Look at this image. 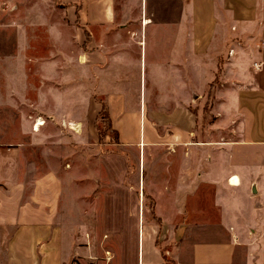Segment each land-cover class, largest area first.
<instances>
[{"label": "crops", "instance_id": "crops-1", "mask_svg": "<svg viewBox=\"0 0 264 264\" xmlns=\"http://www.w3.org/2000/svg\"><path fill=\"white\" fill-rule=\"evenodd\" d=\"M33 1L40 9L42 0ZM74 4L73 20L83 36V82L97 80L114 145L138 149L137 160L139 152H162L164 161L150 162L147 178L137 164L128 177L131 193L123 192L120 169L101 215L102 232L114 246L103 250L110 253L106 262L96 263L89 243L85 247L87 229L73 220L70 173L43 159L33 162L23 142L0 144V264H264V0H139V18L128 16V0ZM26 5L0 0V35L12 30L18 51L13 58L27 47ZM36 14L34 25L41 26ZM133 63L140 86L147 82L149 90L142 138L134 122L141 112L135 118L126 112L125 75L119 78L122 94L103 90L114 68ZM0 73L13 74V96L24 87L21 66H0ZM41 102L40 112L19 114L24 125L32 118L33 127L43 122L29 133L36 145L45 143L43 129L63 104ZM83 104L90 116V104ZM93 110L95 119L99 109ZM11 136L26 137L23 130L4 132ZM36 149L46 156L44 146ZM138 193L166 203V225L139 222Z\"/></svg>", "mask_w": 264, "mask_h": 264}, {"label": "rangeland", "instance_id": "rangeland-1", "mask_svg": "<svg viewBox=\"0 0 264 264\" xmlns=\"http://www.w3.org/2000/svg\"><path fill=\"white\" fill-rule=\"evenodd\" d=\"M81 1L42 0L40 9L35 11L34 1L27 0L25 7L27 47L24 52H21V57L17 55L13 58L18 51L12 30L0 35V66H21L25 79L23 80L24 87H21V91L13 96L10 92L12 90L10 89V78H13V74L0 73V144L13 146L19 141L23 142L27 145L26 149L33 162L39 163L43 159L45 164L57 165L58 169L64 168L65 172L70 173V179L67 177L66 179L68 185L71 183L69 193L74 196L73 220L77 227L84 225L87 229L83 235L87 242L85 247L89 243V257L98 258L97 262H92L99 263V259L104 258L103 260L106 262L110 256L109 252L103 253V250L114 246V239H110L102 232L101 215L106 194L115 192L114 182L118 173L121 172L120 169L123 178H125L123 192L131 193L132 188L129 185L128 177L136 171L135 166L139 164L140 168L142 164L144 178H147L149 163L155 160L162 163L164 154L162 152L150 154L143 151V155L139 152L140 157L137 160L138 149L114 145L117 142L116 135L110 129L103 106L104 97L98 95L97 80L93 82L90 79V82L88 80L83 82L82 28L79 26V22H74L73 8L71 7L72 3H75V6L81 5ZM116 2L120 3V0H115ZM139 6V0H128V16L139 18ZM35 12H37V17L39 15L42 17L41 26L34 25ZM75 17L77 18V15ZM108 28L115 30V25ZM146 34H150L148 27ZM119 36L124 38V34H119ZM123 40L127 41V39ZM128 54H130L131 60L134 59L136 48L131 46ZM8 55L11 56L10 61L4 58ZM114 67L115 65L112 66V69ZM121 74L125 75V82L129 85L127 91H124L129 100L124 101L127 106L126 112L131 111L134 118L141 112L140 122L137 118L134 122H136V130L139 126L138 134L142 138L143 108L146 110L150 102L147 97L149 92L147 82L144 84L142 82L140 86L139 70L133 63L125 70L114 68L109 73L108 85L103 90L113 95L122 94L121 83H119ZM122 86L123 84H121ZM19 97L21 98L19 99ZM7 101H24L26 106L8 105L5 104ZM41 101H59L63 104L66 101H76V104L58 105L57 119L48 122L47 128L44 126L43 130L47 137L45 143L36 145L35 139L30 138L29 133L33 128L37 129L36 124L39 126L38 123H41L40 126H42L43 122L38 121L33 127L32 118L26 119L24 125L19 121V114H24L25 117L32 116L34 111L40 112L38 108H43L40 107V104L45 105ZM84 101L90 104V116L86 111L87 105L83 104ZM27 103H31V106ZM36 103L39 106H33ZM94 107L99 109L95 119H93ZM53 109H55L54 106ZM19 130L25 131V139L14 136L4 137V132L11 131V133L17 134ZM41 146H44L46 151L48 150L46 156H42L41 149H36ZM145 188H143V194L147 195ZM144 195L141 199L138 193L136 195L138 202H134V205H138L139 222L154 224L159 228L166 225V203L152 201L150 196L145 197ZM131 204V201L124 203L128 209ZM176 220L171 219V222H176ZM159 235L162 236V234ZM78 236L80 235L77 234L76 237ZM160 239L162 240V237Z\"/></svg>", "mask_w": 264, "mask_h": 264}, {"label": "bare ground", "instance_id": "bare-ground-1", "mask_svg": "<svg viewBox=\"0 0 264 264\" xmlns=\"http://www.w3.org/2000/svg\"><path fill=\"white\" fill-rule=\"evenodd\" d=\"M39 122H40V121H39ZM37 123H38V122H37ZM40 124H41V123H38V125H39V126H40ZM36 128L38 129V126H37V124H36ZM37 129H34V130L36 131Z\"/></svg>", "mask_w": 264, "mask_h": 264}, {"label": "built area", "instance_id": "built-area-1", "mask_svg": "<svg viewBox=\"0 0 264 264\" xmlns=\"http://www.w3.org/2000/svg\"><path fill=\"white\" fill-rule=\"evenodd\" d=\"M255 68H256V66H255Z\"/></svg>", "mask_w": 264, "mask_h": 264}, {"label": "trees", "instance_id": "trees-1", "mask_svg": "<svg viewBox=\"0 0 264 264\" xmlns=\"http://www.w3.org/2000/svg\"><path fill=\"white\" fill-rule=\"evenodd\" d=\"M115 134V133H114ZM117 141V140H116Z\"/></svg>", "mask_w": 264, "mask_h": 264}]
</instances>
